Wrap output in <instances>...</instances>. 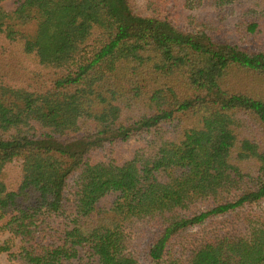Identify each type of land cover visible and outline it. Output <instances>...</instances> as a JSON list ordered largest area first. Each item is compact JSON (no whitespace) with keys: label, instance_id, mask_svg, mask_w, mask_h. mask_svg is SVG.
<instances>
[{"label":"trees","instance_id":"obj_1","mask_svg":"<svg viewBox=\"0 0 264 264\" xmlns=\"http://www.w3.org/2000/svg\"><path fill=\"white\" fill-rule=\"evenodd\" d=\"M7 1L0 44L21 67L0 74V224L16 264H264V50L191 14L182 27L180 0ZM244 3L255 34L264 0ZM235 214L238 235L205 233Z\"/></svg>","mask_w":264,"mask_h":264},{"label":"rangeland","instance_id":"obj_2","mask_svg":"<svg viewBox=\"0 0 264 264\" xmlns=\"http://www.w3.org/2000/svg\"><path fill=\"white\" fill-rule=\"evenodd\" d=\"M16 1L17 0H8L4 5L6 8L11 9L14 7ZM130 1L137 13L146 12L145 7L147 0ZM180 5L182 14H180L181 18H179L178 21H181L180 25L182 27H190L188 24V16L191 14L198 22H205L212 25L217 30L218 38L222 40L239 43L240 45L252 50H264V22H259L260 27L257 33L251 34L248 32V26L251 23H256L257 18L247 11L244 0H218L215 3L206 2L202 5V8L195 10L194 13L191 9L189 10L185 6V0H180ZM14 47V44H0V59L2 58V60H0V74L6 75L10 73L15 76L17 75V71L21 67V62L15 53H10V49H13ZM2 54L4 58L2 57ZM148 141V138L134 140L129 144L122 145L120 149L106 154L104 159H107V161L115 165H122L132 159L141 148L147 145ZM116 198L117 195L115 194L108 195L103 200V205H110L114 200H116ZM263 213L264 205L257 209V214ZM242 217L243 215L241 214H235L216 220L206 227L205 233L211 235L213 233L224 235L228 232L230 234L238 235L244 231ZM6 242H8L7 246L11 249V251L0 253V264H16L19 256L18 246H20V239L14 237L12 238L9 232L1 229L0 224V247ZM186 243L187 241L182 240V245H185ZM72 264H98V260L96 258H89L82 252L80 258L74 260Z\"/></svg>","mask_w":264,"mask_h":264}]
</instances>
